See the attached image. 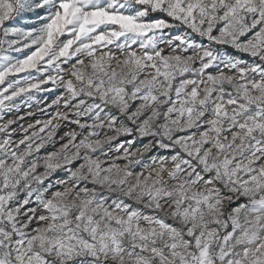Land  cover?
Listing matches in <instances>:
<instances>
[{"label":"snow or ice","instance_id":"6c2138e0","mask_svg":"<svg viewBox=\"0 0 264 264\" xmlns=\"http://www.w3.org/2000/svg\"><path fill=\"white\" fill-rule=\"evenodd\" d=\"M0 264H264V0H0Z\"/></svg>","mask_w":264,"mask_h":264}]
</instances>
